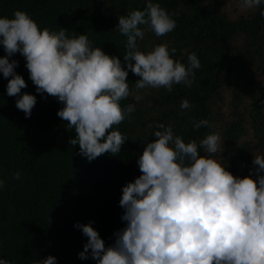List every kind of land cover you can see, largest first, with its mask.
<instances>
[{
  "label": "trees",
  "instance_id": "trees-1",
  "mask_svg": "<svg viewBox=\"0 0 264 264\" xmlns=\"http://www.w3.org/2000/svg\"><path fill=\"white\" fill-rule=\"evenodd\" d=\"M228 1L152 0L174 14L177 26L162 37L146 32L138 40L140 50L167 44L169 50L177 49L173 58L185 64L187 56L196 53L201 67L194 70L191 87L174 85L171 93L145 88L141 100L130 96L120 101L121 107L135 103L130 118L112 129L127 139L119 153H105L91 162L80 154L78 144L69 143L75 130L57 115L63 104L36 91L20 53L9 57L18 61L15 71L27 83L21 95H35L37 103L26 118L16 107L19 97L7 95L11 77L0 73V179L5 181L0 188V259L35 264L51 255L57 264H97L91 250L88 259L79 258L88 238L75 225L92 223L106 246L114 243V233L126 227L119 203L122 188L142 174L137 161L146 143L156 139L154 133L162 130L160 124L171 126L186 143L199 144L218 133L215 158L234 176L256 178L254 155H264V3L232 18L213 8ZM145 7L146 0H0V18H13L20 10L41 30L86 34L94 48L118 57L128 70L127 36L117 28L119 17ZM6 55L0 44V57ZM137 79L128 70L133 93ZM183 99L191 109L181 110ZM205 119L207 126L193 128L194 121ZM16 172L20 179L13 178Z\"/></svg>",
  "mask_w": 264,
  "mask_h": 264
},
{
  "label": "clouds",
  "instance_id": "clouds-1",
  "mask_svg": "<svg viewBox=\"0 0 264 264\" xmlns=\"http://www.w3.org/2000/svg\"><path fill=\"white\" fill-rule=\"evenodd\" d=\"M264 0H240L243 11L259 8ZM174 14L159 3L146 0L144 10H131L119 17L117 28L127 36L124 61L139 77L135 93L127 82L128 70L118 57L93 47L86 34L69 36L66 29L41 30L31 16L17 10L14 17L0 18V44L6 56L0 57V73L8 79L7 95L18 96L16 107L30 117L37 103L35 95L23 93L27 83L16 73L20 53L26 60L30 79L41 95L56 98L63 107L57 115L74 129L71 145L90 162L105 153L121 151L127 139L112 130L135 111V103L121 107L120 101L142 99L140 90L173 86L191 87L195 71L201 67L196 53L187 64L173 55L177 49L158 44L140 50L138 40L151 31L162 37L175 30ZM264 16V11L260 12ZM144 26V27H141ZM46 98V97H45ZM187 99L181 110L191 109ZM209 122L193 123L199 130ZM146 143L137 161L140 172L134 182L122 188L120 206L126 227L114 233L106 246L99 232L89 224H77L88 238L79 258L97 264H264V155H254L253 175L234 176L215 158L221 137L212 133L199 144L185 140L163 124ZM201 149L204 154L201 155ZM20 179V173H14ZM5 181L0 179V188ZM0 264H10L0 259ZM35 264H57L49 255Z\"/></svg>",
  "mask_w": 264,
  "mask_h": 264
},
{
  "label": "rangeland",
  "instance_id": "rangeland-1",
  "mask_svg": "<svg viewBox=\"0 0 264 264\" xmlns=\"http://www.w3.org/2000/svg\"><path fill=\"white\" fill-rule=\"evenodd\" d=\"M239 3H240L239 0H229L227 3H225L221 6H217V5L213 4V8L225 11L232 18H236L241 14H245V13L251 11V10L243 11L239 7Z\"/></svg>",
  "mask_w": 264,
  "mask_h": 264
}]
</instances>
